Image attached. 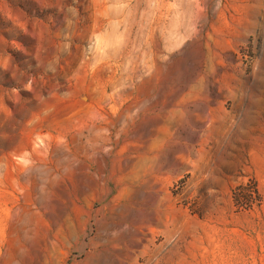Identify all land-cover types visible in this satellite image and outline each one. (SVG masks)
I'll use <instances>...</instances> for the list:
<instances>
[{
  "label": "rangeland",
  "instance_id": "rangeland-1",
  "mask_svg": "<svg viewBox=\"0 0 264 264\" xmlns=\"http://www.w3.org/2000/svg\"><path fill=\"white\" fill-rule=\"evenodd\" d=\"M0 264H264V0H0Z\"/></svg>",
  "mask_w": 264,
  "mask_h": 264
},
{
  "label": "trees",
  "instance_id": "trees-1",
  "mask_svg": "<svg viewBox=\"0 0 264 264\" xmlns=\"http://www.w3.org/2000/svg\"><path fill=\"white\" fill-rule=\"evenodd\" d=\"M243 192H245V191H243ZM249 193H250L249 195H250L251 197H248V196H245V195H242V196L239 195V197H244L245 199H247V200L250 201V199L252 200L253 195H252V192L249 191ZM249 198H250V199H249Z\"/></svg>",
  "mask_w": 264,
  "mask_h": 264
}]
</instances>
